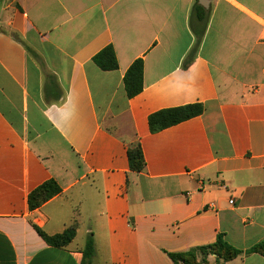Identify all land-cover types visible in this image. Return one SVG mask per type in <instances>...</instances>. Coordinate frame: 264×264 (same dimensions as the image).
<instances>
[{
    "label": "crops",
    "instance_id": "crops-1",
    "mask_svg": "<svg viewBox=\"0 0 264 264\" xmlns=\"http://www.w3.org/2000/svg\"><path fill=\"white\" fill-rule=\"evenodd\" d=\"M108 45L115 71L93 62ZM137 59L143 91L129 99ZM191 103L203 115L150 132L152 113ZM49 179L62 193L30 211ZM74 223L65 248L34 227ZM219 235L243 252L264 240V0H0V264H82L90 238L88 264H173L167 253Z\"/></svg>",
    "mask_w": 264,
    "mask_h": 264
},
{
    "label": "trees",
    "instance_id": "trees-1",
    "mask_svg": "<svg viewBox=\"0 0 264 264\" xmlns=\"http://www.w3.org/2000/svg\"><path fill=\"white\" fill-rule=\"evenodd\" d=\"M198 20L203 23L208 21V13L201 6L195 8ZM207 18V19H206ZM205 26L201 32H195V47L190 53L186 64H189L197 54L205 33ZM93 62L102 71H115L119 68L117 57L112 45H108L93 57ZM124 89L129 99L138 96L143 91V60H135L128 68L123 78ZM205 107L202 103L185 104L178 107L161 109L152 113L148 117V124L151 133H158L190 119L203 115ZM127 157L129 168L132 172L141 173L145 170V158L142 146L139 142L133 143L127 148ZM62 193V189L54 179H49L42 185L34 189L28 195V207L30 211H34L49 200ZM38 234L45 242L55 248L67 247L76 236L77 225L74 223L60 234L48 236L42 229L34 226ZM257 253L264 256V240L255 244L247 251L238 250L226 243L222 236L219 235L215 243L207 246L194 247L186 252L167 253L173 264H209L208 257L215 255L217 257L216 264L230 261L241 254ZM94 256V242L89 239L83 251L82 264H88Z\"/></svg>",
    "mask_w": 264,
    "mask_h": 264
},
{
    "label": "built area",
    "instance_id": "built-area-1",
    "mask_svg": "<svg viewBox=\"0 0 264 264\" xmlns=\"http://www.w3.org/2000/svg\"><path fill=\"white\" fill-rule=\"evenodd\" d=\"M229 203H230V204H233L234 202H233V200H230Z\"/></svg>",
    "mask_w": 264,
    "mask_h": 264
},
{
    "label": "water",
    "instance_id": "water-1",
    "mask_svg": "<svg viewBox=\"0 0 264 264\" xmlns=\"http://www.w3.org/2000/svg\"><path fill=\"white\" fill-rule=\"evenodd\" d=\"M202 1H205V2H207L208 0H202ZM202 5H203L204 7H206V6H205V4H202Z\"/></svg>",
    "mask_w": 264,
    "mask_h": 264
}]
</instances>
